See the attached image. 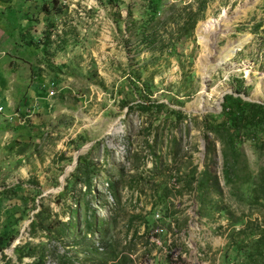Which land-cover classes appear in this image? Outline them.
<instances>
[{"label": "rangeland", "instance_id": "rangeland-1", "mask_svg": "<svg viewBox=\"0 0 264 264\" xmlns=\"http://www.w3.org/2000/svg\"><path fill=\"white\" fill-rule=\"evenodd\" d=\"M222 14L204 50L199 30ZM226 95L264 104V0H0V242L5 211H29L0 264H264V141L201 125ZM86 154L87 197L67 185Z\"/></svg>", "mask_w": 264, "mask_h": 264}, {"label": "trees", "instance_id": "trees-1", "mask_svg": "<svg viewBox=\"0 0 264 264\" xmlns=\"http://www.w3.org/2000/svg\"><path fill=\"white\" fill-rule=\"evenodd\" d=\"M151 12V17L153 18L157 11L154 8ZM142 28L143 31L147 30V27L143 26ZM25 45L31 46V42H28ZM135 108L147 116L161 118L164 122L169 123V126H173L175 129L187 119V115L183 114L181 111L170 109L162 103H141L136 105ZM127 109L131 110V106L127 107ZM201 125L203 127L205 139L209 137V134H212L217 136V138L219 136V138L222 139L237 136L245 139H252L253 141H256L257 139L264 141V104L247 102L240 97L226 95L223 99L221 112L214 116L205 117ZM80 146H82V144H78L77 148ZM94 175L95 168L92 162L89 160L88 154L79 156L75 171L71 174L67 185L71 182L73 183V181L76 184L79 180H81L85 187V197H87L92 193L93 190L92 178ZM206 176H208L207 172L204 171V174L202 175L203 180L198 182V188H200V186L202 187V184L208 180L205 178ZM16 188L19 190V193L22 192L23 194L29 193L30 191L28 188H22L21 186H16ZM110 190V195L114 197L116 201H118L117 187L111 185ZM13 192L17 194L15 190H13ZM22 196L23 195H21V204L24 199H27L26 197ZM60 196L63 197L64 194H60ZM158 199L159 201H165L164 194L160 195ZM89 209L90 208L88 207V210ZM5 213L7 223H5L6 225L4 226L5 229L3 230V235L5 237L4 239H1L0 250L9 245V242L13 239V233L24 221L29 219V211L24 207L22 209H16L15 207L14 209H7ZM45 217V212L41 210L34 215L33 219H31L28 225L29 231L32 234L31 236H34L39 228H46L41 226L43 224L41 223V219L43 220ZM92 218H94V216ZM84 227L86 231L90 233H92L94 229L96 233L99 229L102 232L105 231V227H102L101 223L98 226V222L96 223V228H94V222L93 224L91 222H86ZM59 230L60 231L58 235L63 237L68 235V233L73 230V226L71 223L68 225L60 223ZM258 243V240L254 241L255 246L258 245ZM25 247L27 251L25 253L20 247H16L14 250V252L17 253L18 262L22 261L24 257H34L33 249L31 248L32 245L30 246V244L27 243ZM248 258H252V255L249 254ZM43 259L44 258L41 256L35 257L32 264H44ZM68 262L69 260L66 261V263Z\"/></svg>", "mask_w": 264, "mask_h": 264}, {"label": "bare ground", "instance_id": "bare-ground-1", "mask_svg": "<svg viewBox=\"0 0 264 264\" xmlns=\"http://www.w3.org/2000/svg\"><path fill=\"white\" fill-rule=\"evenodd\" d=\"M221 20L223 21V20H225L224 19V14H222L221 16ZM217 20H214L213 22L212 21H208V22H206V23H204L203 25H202V27H201V29L199 30L200 32H201V40H200V42L203 44V49L204 50H207L206 48L208 47V45H209V42H208V40H207V37H208V35H209V33L208 32H206V31H209V30H212V28H213V25L215 24V22H216ZM214 29V28H213ZM207 35V36H206ZM206 36V37H205ZM217 36V35H216ZM213 39V38H212ZM229 51H230V47L227 49V52L229 53ZM201 67V68H200ZM200 69L202 70V72L204 73V75H205V73H208L207 72V67H206V63L205 62H202L201 64H200ZM205 78V77H204ZM206 80V79H205ZM200 101V103H202L203 104V102H204V100L203 99H200L199 100ZM200 106H202V105H200ZM204 106V105H203ZM211 109V108H210Z\"/></svg>", "mask_w": 264, "mask_h": 264}, {"label": "water", "instance_id": "water-1", "mask_svg": "<svg viewBox=\"0 0 264 264\" xmlns=\"http://www.w3.org/2000/svg\"><path fill=\"white\" fill-rule=\"evenodd\" d=\"M217 21L215 22V24L213 25V28H212V30H209V31H206V32H208L209 33V35H208V40L209 41H211L212 40V38L216 35V33L217 32H219L220 31V28H221V22H222V20H221V17H218L217 19H216ZM213 46V45H212ZM245 101V100H244ZM221 103H223V100L221 101ZM254 103H258V102H254ZM260 104V103H259ZM221 112V111H220ZM219 112V113H220ZM77 157H76V161H75V165L77 164Z\"/></svg>", "mask_w": 264, "mask_h": 264}, {"label": "built area", "instance_id": "built-area-1", "mask_svg": "<svg viewBox=\"0 0 264 264\" xmlns=\"http://www.w3.org/2000/svg\"><path fill=\"white\" fill-rule=\"evenodd\" d=\"M0 101H1V99H0Z\"/></svg>", "mask_w": 264, "mask_h": 264}]
</instances>
